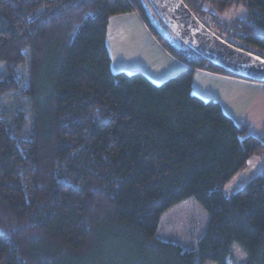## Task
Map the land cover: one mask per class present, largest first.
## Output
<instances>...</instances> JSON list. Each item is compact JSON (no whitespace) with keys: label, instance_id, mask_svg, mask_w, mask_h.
Returning a JSON list of instances; mask_svg holds the SVG:
<instances>
[{"label":"trees","instance_id":"16d2710c","mask_svg":"<svg viewBox=\"0 0 264 264\" xmlns=\"http://www.w3.org/2000/svg\"><path fill=\"white\" fill-rule=\"evenodd\" d=\"M183 2L210 31L207 5L247 7L214 27L264 59V0ZM130 12L189 68L161 85L114 74L109 21ZM0 64V96L28 106L0 113V264H227L236 244L264 264V170L225 193L264 140L192 93L198 69L251 79L188 47L149 0H0Z\"/></svg>","mask_w":264,"mask_h":264},{"label":"crops","instance_id":"0c3cea01","mask_svg":"<svg viewBox=\"0 0 264 264\" xmlns=\"http://www.w3.org/2000/svg\"><path fill=\"white\" fill-rule=\"evenodd\" d=\"M106 42L114 74L141 73L154 84L161 85L189 68L162 46L138 12L112 17ZM192 93L205 102L218 103L236 124L247 127L252 137L264 140L262 83L198 69L193 78ZM263 170L264 156L254 157L247 170L234 181L246 179L249 184Z\"/></svg>","mask_w":264,"mask_h":264},{"label":"water","instance_id":"95a60500","mask_svg":"<svg viewBox=\"0 0 264 264\" xmlns=\"http://www.w3.org/2000/svg\"><path fill=\"white\" fill-rule=\"evenodd\" d=\"M149 2L162 22L195 52L235 75L264 84V59L224 42L192 13L183 0Z\"/></svg>","mask_w":264,"mask_h":264},{"label":"rangeland","instance_id":"374dc122","mask_svg":"<svg viewBox=\"0 0 264 264\" xmlns=\"http://www.w3.org/2000/svg\"><path fill=\"white\" fill-rule=\"evenodd\" d=\"M145 4L148 3L145 1ZM209 17L204 19V22L208 23L212 28V33L222 39L224 42L229 43L233 42L234 44H238L240 39H238L236 34L233 31L228 34L224 32L222 29L215 28L214 26H230L232 23L237 22L238 20L246 19L250 15V11L245 6H239L227 9L225 12L221 13L217 7L214 6H206L205 8ZM214 20V22H213ZM238 48V47H237ZM240 49V48H239ZM242 50V49H241ZM257 56V55H256ZM20 79L24 84L28 81V67L20 70ZM6 76L5 65L0 64V80ZM26 111L28 110L27 102L22 100L18 94H9L6 96H0V113L6 117H8L9 121L18 113V111ZM30 129L24 134V138H28L30 136ZM246 179L242 181H232L225 189V193L227 196H230L241 190L244 186L248 184ZM237 190V191H236ZM249 257L242 250L239 245H235L232 249V256L228 259L227 264H246ZM205 264H218L214 262H207Z\"/></svg>","mask_w":264,"mask_h":264},{"label":"built area","instance_id":"2783aa9c","mask_svg":"<svg viewBox=\"0 0 264 264\" xmlns=\"http://www.w3.org/2000/svg\"><path fill=\"white\" fill-rule=\"evenodd\" d=\"M263 85V89H264V84H262Z\"/></svg>","mask_w":264,"mask_h":264}]
</instances>
